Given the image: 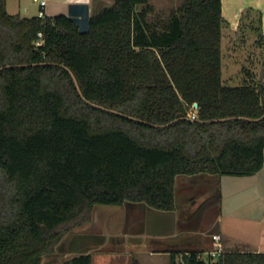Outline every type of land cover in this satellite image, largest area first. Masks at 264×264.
<instances>
[{
	"label": "trees",
	"instance_id": "1",
	"mask_svg": "<svg viewBox=\"0 0 264 264\" xmlns=\"http://www.w3.org/2000/svg\"><path fill=\"white\" fill-rule=\"evenodd\" d=\"M110 1L81 35L65 16L21 17L0 0V68L11 66L0 71V264H40L95 206L171 212L177 176L263 166L264 119L212 122L264 116V84H223L221 0H182L167 14ZM168 257L264 264L255 253Z\"/></svg>",
	"mask_w": 264,
	"mask_h": 264
},
{
	"label": "crops",
	"instance_id": "2",
	"mask_svg": "<svg viewBox=\"0 0 264 264\" xmlns=\"http://www.w3.org/2000/svg\"><path fill=\"white\" fill-rule=\"evenodd\" d=\"M95 1L89 0L90 15L94 13L91 5ZM147 1L157 8V14H167L182 0ZM232 6L234 11H231ZM221 14L226 31L237 32L241 23L255 16H259L262 26L264 0H221ZM174 203L173 213L168 215H157L137 206L123 208L121 232H127L128 238H143L144 246L149 244L155 249L152 255L185 254L183 250H190L206 256L209 251L205 250L211 248L209 235L212 234L219 236L222 252L264 254V151L263 166L253 176L198 174L177 178ZM131 230L139 233L129 235ZM182 235L196 238L177 242Z\"/></svg>",
	"mask_w": 264,
	"mask_h": 264
},
{
	"label": "rangeland",
	"instance_id": "3",
	"mask_svg": "<svg viewBox=\"0 0 264 264\" xmlns=\"http://www.w3.org/2000/svg\"><path fill=\"white\" fill-rule=\"evenodd\" d=\"M7 11L11 14H19L28 18L37 16L38 8L32 0H6ZM159 1V0H157ZM160 3H163L160 1ZM111 4L110 0H96L91 5V11L97 12L103 7ZM158 2H155L157 5ZM157 7V6H156ZM154 10L155 8L153 6ZM235 9L234 6H232ZM27 12L25 13V10ZM262 18V16H261ZM259 16L253 17L251 20L241 23L239 30L226 31L224 24L221 28V71L222 81L227 86H239L244 80L252 78L254 84H264V23L261 26ZM229 28V27H228ZM196 109V108H195ZM141 210L142 204H135ZM116 216L111 217L108 221L105 218H99L97 224L95 221L86 223V227L74 230L75 233L66 235L64 242L69 245L57 248L53 256H48L45 264H62L64 259L69 256V252H76L73 255L88 253L91 255L92 264H168L169 257L165 255L150 254L155 249L134 237H127L126 232H121V214L119 210ZM105 210H102L104 213ZM136 214V209L135 212ZM100 225V228H99ZM85 226V225H83ZM94 230L95 235L78 234L81 230ZM100 231V232H99ZM99 232V233H98ZM106 238V246L91 245L89 237ZM122 237L123 241L116 246L114 238ZM67 242V243H68ZM102 247L105 249L102 250ZM70 249V250H68ZM82 250V251H81ZM222 250V249H221ZM77 251H80L77 253ZM223 251V250H222ZM64 255L66 257H61ZM61 258V259H59ZM206 260V256H202ZM63 260V261H62Z\"/></svg>",
	"mask_w": 264,
	"mask_h": 264
},
{
	"label": "water",
	"instance_id": "4",
	"mask_svg": "<svg viewBox=\"0 0 264 264\" xmlns=\"http://www.w3.org/2000/svg\"><path fill=\"white\" fill-rule=\"evenodd\" d=\"M59 16H65L73 24H75V26L78 29V33L79 34H81V35L86 34L88 29H89V19H90V16H91L90 15V10H89V0H57V1L48 2V6L46 8V17L55 18V17H59ZM22 66H25V65H21V67ZM10 67L11 66L1 67L0 71H2L4 69H8ZM14 67H17V66H14ZM70 75H71V77H72V79H73V81H74V83L76 85L78 93L81 95L80 90H79V88L77 86V83H76V80H75L74 76L71 73H70ZM84 101H86V100L84 99ZM86 102L89 103L88 101H86ZM194 108H197V106L194 105ZM231 119L245 120V121H248V122H257V121H260V120L264 119V116H262L261 118H258V119H249V118L238 117V118H227V119L213 120L212 122H225V121H228V120H231ZM173 122H175V121H172V122H170V123H168V124H166L164 126H160V127H167L170 124H172ZM263 151H264V149H263ZM180 177L184 178L186 176H184V175L177 176L175 178V181L177 180V178H180ZM135 204H137V203L124 202L121 206H100V205L99 206H95L92 209L91 221H95L96 224H97V222H99V218H105L108 221L111 217H113V214H114V216H116V213L118 212L116 210H119V214H121L123 208L126 207V209H128L129 207L136 206ZM140 204H142L143 209L148 210L149 212L155 213L157 215H168V214H172L173 213V211H171V212L156 211V210H153V209L147 207L143 203H140ZM174 207H175V203H174ZM102 210H105V212L102 213ZM82 227H86V224H85V226H82ZM99 228H100V225H99ZM73 233H75V232L71 231V232L68 233V235L69 234H73ZM138 233L139 232H136L135 230H131V232H129V235L130 234L131 235H136ZM78 234H81V235H95L96 231H95V229L94 230H90L89 229V230H83V231L81 230L80 232H78ZM213 236H214L213 234L209 235V244L211 245V248L207 249L205 251H209L210 252V251L213 250V240H212ZM103 249H105V248L102 247V250ZM78 252H80V251H77V253ZM183 252L185 254H187V255L192 253L190 250H183ZM74 253H76V252L72 251V252H69L68 254L69 255H73ZM60 256L61 257H66L64 255H60ZM46 259H47V257L43 258V260L41 261L40 264H45ZM59 259H61V258H59Z\"/></svg>",
	"mask_w": 264,
	"mask_h": 264
},
{
	"label": "built area",
	"instance_id": "5",
	"mask_svg": "<svg viewBox=\"0 0 264 264\" xmlns=\"http://www.w3.org/2000/svg\"><path fill=\"white\" fill-rule=\"evenodd\" d=\"M32 2L34 4H36L37 8H38V13H37V18H40V19H43L46 17V8L48 6V0H32ZM37 42H36V46H39L42 44V41H41V38H42V35L41 33H39L37 35ZM212 240H213V250L206 253V256H210L212 258H215L217 256H219L221 253H222V250H221V246H220V239H219V236H216L214 235L212 237Z\"/></svg>",
	"mask_w": 264,
	"mask_h": 264
},
{
	"label": "flooded vegetation",
	"instance_id": "6",
	"mask_svg": "<svg viewBox=\"0 0 264 264\" xmlns=\"http://www.w3.org/2000/svg\"><path fill=\"white\" fill-rule=\"evenodd\" d=\"M135 239H139V240H141L142 242H144L143 241V238H136V237H134ZM196 237H189V236H187V235H182V236H180L176 241L178 242V241H180V240H190V239H195ZM115 240H114V242H116V245H119V242H121V241H123V238L122 237H115L114 238ZM89 241H91V245L92 244H94V243H96V246L98 245V246H106V244H107V242H106V238H104V237H96V236H92V237H89ZM68 242V241H67ZM67 242H64V239H62L61 240V242L57 245V248L58 247H60V246H65L66 244H68L69 245V242L67 243ZM59 249V248H58ZM68 250H70V249H68Z\"/></svg>",
	"mask_w": 264,
	"mask_h": 264
}]
</instances>
